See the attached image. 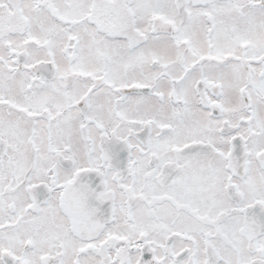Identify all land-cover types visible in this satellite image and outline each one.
<instances>
[{"label": "snow or ice", "instance_id": "obj_1", "mask_svg": "<svg viewBox=\"0 0 264 264\" xmlns=\"http://www.w3.org/2000/svg\"><path fill=\"white\" fill-rule=\"evenodd\" d=\"M0 264H264V0H0Z\"/></svg>", "mask_w": 264, "mask_h": 264}]
</instances>
